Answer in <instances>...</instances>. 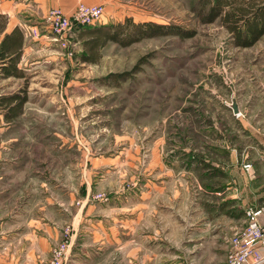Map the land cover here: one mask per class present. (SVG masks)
<instances>
[{"label": "rangeland", "instance_id": "rangeland-1", "mask_svg": "<svg viewBox=\"0 0 264 264\" xmlns=\"http://www.w3.org/2000/svg\"><path fill=\"white\" fill-rule=\"evenodd\" d=\"M130 1L150 11L141 21L178 25L193 36L108 43L97 62L81 61L76 30L67 35L68 47L33 43L25 61L38 62L28 80L0 79V95L26 88L29 99L12 122L0 105V174L32 196L30 208L45 206L46 195L52 219L64 207L63 232H75L70 211L85 207L88 264H223L245 209L264 204V135L257 133H264L263 121L229 118L264 113V35L253 46H237L220 19H201L198 10L214 0ZM124 72H131L127 80L110 77ZM183 146L210 162L188 171L181 156L174 167L172 152ZM12 158L14 174L3 162ZM218 160L224 170L212 164ZM215 178L233 182L216 189ZM234 178L243 182L239 193ZM221 208L233 218L213 219Z\"/></svg>", "mask_w": 264, "mask_h": 264}, {"label": "crops", "instance_id": "crops-1", "mask_svg": "<svg viewBox=\"0 0 264 264\" xmlns=\"http://www.w3.org/2000/svg\"><path fill=\"white\" fill-rule=\"evenodd\" d=\"M82 1L88 4H103L105 6L106 13L103 21L104 24L123 20L126 16L133 17L137 21L150 19V11L130 0H0V13L8 16V23L5 32H11L14 28L20 27L25 33V45L22 53L23 57L19 63V66H21L23 70L28 73L31 65H34L36 62H38L35 60L30 62H28V60L25 61L26 52L27 50L32 49L33 43H37V45H43L49 43L50 41H54L51 40L52 38H50L52 37V33L49 30V26H47L46 21V16L49 9L58 7L68 14L72 13L77 4ZM4 33L0 32V40ZM241 107L240 111L243 113ZM229 118L230 120L233 119L236 122L238 120L243 122L263 121L262 129H264V113L245 115L235 114L229 116ZM250 125V129L252 130L253 126L252 124ZM217 127L218 126L214 124V128ZM219 129V131H222L221 128ZM257 131L258 134L264 135L263 131L260 129H257ZM220 135L222 136L223 133L220 132ZM229 149L228 153L231 155L230 163L233 165L234 161L238 162L235 152L236 149L233 146L230 151ZM181 156H183V159L185 160V170L188 171H190L189 169L191 167L196 166L197 162L200 165L202 161L210 162L208 159H205V157L203 159L198 157L195 151L190 147L183 146L181 151L173 150L171 159V161H173L171 162V165H174L175 167V164L178 162ZM196 157L198 158L195 159ZM213 161L212 164H215L218 171L225 169V166L220 164L219 160L215 162ZM3 162L7 164L9 168L8 171H10L12 174L16 173V166L13 158L4 160ZM3 176L5 175L1 173L0 264H48L52 258L51 256L54 246L60 243L62 240V233L64 234L62 226L63 218L65 217L64 215H66V213H61V210L64 211L65 208H60L55 216V219H52L51 216L46 213V207L54 204L51 202V199L48 195L45 197V206L37 209H32V207L30 208V199L32 196H29V193L18 192V187H13L11 183H7ZM215 180L216 181H214L213 186L215 185L214 187L216 189H219V187H224L225 184L229 185L231 182H233H222L221 180H218V178H215ZM234 181L235 189L238 192L239 187L243 186V182H241L240 179H235ZM243 181L247 184L248 179L245 177ZM227 188L230 190L229 188L233 187L228 186ZM214 193L218 195L222 194L220 190L214 191ZM234 194L236 195V193ZM234 194H231L225 199L234 198ZM70 197L73 198V194H71ZM249 205L256 206L254 204ZM213 206L215 207L216 205ZM84 208V206H80L77 207L73 212L72 210L70 211V213L73 215V223L75 224L76 229L75 232L72 233L69 241L70 246L67 252L68 259L66 264H88L87 261L91 258L89 252H86L85 248L90 242L89 237L91 235H89V233L84 230L85 227H83ZM232 213L233 211L229 209L223 210L221 208L219 211L217 209L216 212L214 211V213H212V218H219V220L221 218L231 219L233 218ZM131 226L132 225H130L128 234L131 231ZM92 237L94 238L93 235ZM229 240L230 238L228 239V243Z\"/></svg>", "mask_w": 264, "mask_h": 264}, {"label": "trees", "instance_id": "trees-1", "mask_svg": "<svg viewBox=\"0 0 264 264\" xmlns=\"http://www.w3.org/2000/svg\"><path fill=\"white\" fill-rule=\"evenodd\" d=\"M210 5V6H209ZM208 5L205 1L203 9L198 10L204 22L211 23L220 19L231 33L239 47L253 46L264 35V0H214ZM209 6V7H208ZM245 23V28L241 23ZM8 16L0 13V32L6 31ZM75 42H80L84 49L80 54L82 62H97L101 56L100 50L108 43L117 42L122 46L141 41L144 38H152L159 35H178L191 37L193 31L182 29L178 25H167L153 21L135 22L127 17L122 22L75 25ZM25 45V33L22 28L16 27L11 32H5L0 40V79L19 78L28 80L27 73L19 63L22 60ZM145 59H142L139 65ZM131 72L114 73L110 77L115 80H127ZM27 89L9 95H0V105L5 109V117L8 122L15 121L22 115L25 105L28 103Z\"/></svg>", "mask_w": 264, "mask_h": 264}, {"label": "built area", "instance_id": "built-area-1", "mask_svg": "<svg viewBox=\"0 0 264 264\" xmlns=\"http://www.w3.org/2000/svg\"><path fill=\"white\" fill-rule=\"evenodd\" d=\"M106 9L102 4L82 3L76 12L67 14L58 7L49 9L46 16L47 26L53 34L52 40L68 47L67 35L75 25H98L105 18ZM252 162L244 164L251 171ZM245 224L235 228L228 243V255L224 264H264V204L249 205L245 213ZM70 230L66 229L59 244L54 246L52 258L48 264H66L70 246Z\"/></svg>", "mask_w": 264, "mask_h": 264}, {"label": "water", "instance_id": "water-1", "mask_svg": "<svg viewBox=\"0 0 264 264\" xmlns=\"http://www.w3.org/2000/svg\"><path fill=\"white\" fill-rule=\"evenodd\" d=\"M232 105H233V108H234V112L237 113L239 111V107H238V105H236V102L234 100H233Z\"/></svg>", "mask_w": 264, "mask_h": 264}]
</instances>
